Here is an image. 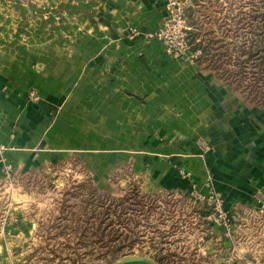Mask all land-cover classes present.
<instances>
[{
    "label": "crops",
    "instance_id": "1",
    "mask_svg": "<svg viewBox=\"0 0 264 264\" xmlns=\"http://www.w3.org/2000/svg\"><path fill=\"white\" fill-rule=\"evenodd\" d=\"M165 3L0 0L3 160L25 173L79 162L102 181L112 169L122 180L128 164L146 191L213 189L231 212L259 190L264 159L249 152L263 149L264 111L236 104L201 61L170 58L146 36ZM34 226L6 218L0 244H28ZM211 228L217 248L229 240Z\"/></svg>",
    "mask_w": 264,
    "mask_h": 264
},
{
    "label": "rangeland",
    "instance_id": "2",
    "mask_svg": "<svg viewBox=\"0 0 264 264\" xmlns=\"http://www.w3.org/2000/svg\"><path fill=\"white\" fill-rule=\"evenodd\" d=\"M193 5L188 13L193 38L205 47L198 60L236 104L264 111V59L258 54L264 52V0ZM61 39L70 43V37ZM260 149L249 153L255 157L258 151L264 159V146ZM0 161V237L6 218L35 224L28 244H0V264H105L129 257L156 264H264V182L232 204V212L225 206L229 240L217 248L209 204L191 194L146 191L128 164L122 180L112 169L102 181L79 162L25 173L3 155Z\"/></svg>",
    "mask_w": 264,
    "mask_h": 264
},
{
    "label": "built area",
    "instance_id": "3",
    "mask_svg": "<svg viewBox=\"0 0 264 264\" xmlns=\"http://www.w3.org/2000/svg\"><path fill=\"white\" fill-rule=\"evenodd\" d=\"M201 0H166L165 13L162 17L161 26L157 32L147 33L146 36L151 38L156 36L162 42L164 53L173 59H183L189 56L197 58L200 49L192 50L190 32L193 30V24L190 23L189 10L194 3ZM195 41H198L197 39ZM10 166H7L9 168ZM209 185V182H206ZM195 199L203 200L212 207V212L208 216L212 225H222L226 233L231 227L230 216L224 208L223 199L220 194L213 189L202 193L195 187L190 193ZM263 208L264 210V203Z\"/></svg>",
    "mask_w": 264,
    "mask_h": 264
},
{
    "label": "trees",
    "instance_id": "4",
    "mask_svg": "<svg viewBox=\"0 0 264 264\" xmlns=\"http://www.w3.org/2000/svg\"><path fill=\"white\" fill-rule=\"evenodd\" d=\"M263 12H264V10H263ZM191 22L192 21L190 20V23ZM260 27L262 29V32L264 33V22H263L262 26L260 25ZM190 40L192 42V50L200 49L202 51L201 55L198 56V57H201L204 54L205 47H203L200 42L195 41L196 38H193V30L190 32ZM248 50H250V47L248 48ZM258 54H259V57L261 60L264 59V52L258 53ZM198 57L196 58L197 60L199 59ZM111 263H112V260H108V261H106L105 264H111Z\"/></svg>",
    "mask_w": 264,
    "mask_h": 264
},
{
    "label": "water",
    "instance_id": "5",
    "mask_svg": "<svg viewBox=\"0 0 264 264\" xmlns=\"http://www.w3.org/2000/svg\"><path fill=\"white\" fill-rule=\"evenodd\" d=\"M141 260H145V258L144 257H129V258H125L124 260L120 262H113L111 264H125L128 262L141 261Z\"/></svg>",
    "mask_w": 264,
    "mask_h": 264
}]
</instances>
